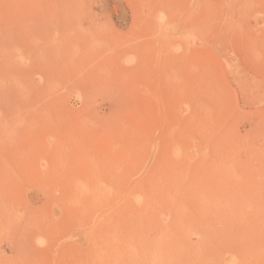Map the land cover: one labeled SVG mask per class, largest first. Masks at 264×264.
<instances>
[{
	"label": "rangeland",
	"instance_id": "rangeland-1",
	"mask_svg": "<svg viewBox=\"0 0 264 264\" xmlns=\"http://www.w3.org/2000/svg\"><path fill=\"white\" fill-rule=\"evenodd\" d=\"M0 264H264V0H0Z\"/></svg>",
	"mask_w": 264,
	"mask_h": 264
},
{
	"label": "bare ground",
	"instance_id": "bare-ground-1",
	"mask_svg": "<svg viewBox=\"0 0 264 264\" xmlns=\"http://www.w3.org/2000/svg\"><path fill=\"white\" fill-rule=\"evenodd\" d=\"M219 201V200H218ZM186 222V221H185ZM200 222V221H199ZM202 224V223H201Z\"/></svg>",
	"mask_w": 264,
	"mask_h": 264
}]
</instances>
